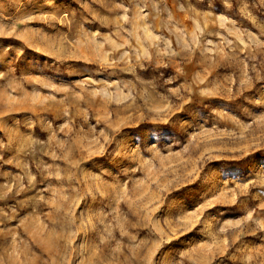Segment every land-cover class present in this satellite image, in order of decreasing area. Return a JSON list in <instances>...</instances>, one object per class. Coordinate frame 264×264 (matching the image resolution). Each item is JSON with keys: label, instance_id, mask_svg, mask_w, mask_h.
Listing matches in <instances>:
<instances>
[{"label": "rangeland", "instance_id": "obj_1", "mask_svg": "<svg viewBox=\"0 0 264 264\" xmlns=\"http://www.w3.org/2000/svg\"><path fill=\"white\" fill-rule=\"evenodd\" d=\"M0 264H264V0H0Z\"/></svg>", "mask_w": 264, "mask_h": 264}]
</instances>
